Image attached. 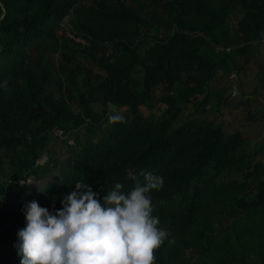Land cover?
Here are the masks:
<instances>
[{
    "label": "trees",
    "instance_id": "1",
    "mask_svg": "<svg viewBox=\"0 0 264 264\" xmlns=\"http://www.w3.org/2000/svg\"><path fill=\"white\" fill-rule=\"evenodd\" d=\"M65 14L85 42L61 30ZM263 37L264 0H0V264H20L31 201L54 212L84 180L102 202L141 171L164 179L150 194L170 233L156 264H264V161L249 160L242 130L214 112L173 126L188 103L204 108L218 67L248 61ZM83 58L99 71L84 72ZM155 99L163 113L143 114ZM112 112L124 122L109 125ZM57 128L74 130L61 175L30 190L54 167L35 161ZM228 169L241 176L224 179Z\"/></svg>",
    "mask_w": 264,
    "mask_h": 264
},
{
    "label": "clouds",
    "instance_id": "2",
    "mask_svg": "<svg viewBox=\"0 0 264 264\" xmlns=\"http://www.w3.org/2000/svg\"><path fill=\"white\" fill-rule=\"evenodd\" d=\"M123 122L119 112L108 116L109 125ZM140 176L142 181L130 177L135 185L127 193L115 183L102 202L83 180L64 196L59 210L28 203L15 245L20 264H155V252L170 233L158 227L150 194L162 189L164 179L145 171Z\"/></svg>",
    "mask_w": 264,
    "mask_h": 264
},
{
    "label": "rangeland",
    "instance_id": "3",
    "mask_svg": "<svg viewBox=\"0 0 264 264\" xmlns=\"http://www.w3.org/2000/svg\"><path fill=\"white\" fill-rule=\"evenodd\" d=\"M167 30L156 28L154 33L164 34ZM150 39H147V42ZM248 61L244 56L237 54L234 60L228 61L224 66L215 70L213 77L206 86L209 94L207 105L202 108L195 103H188L179 115L174 119L173 126L180 124L192 114L208 116L213 112L218 116L225 129L239 128L242 130L245 140L243 150L247 152L249 160L260 159L264 161V38L255 41L248 52ZM84 72L94 75L99 71L92 62L86 58L81 59ZM236 72L238 75V89L236 95L232 93V80L230 75ZM240 81V82H239ZM93 107L100 110L103 106L97 102ZM166 105L159 99L153 100L151 104H141L140 111L150 117H158ZM74 111L78 110L76 104H72ZM107 110L125 111V106H116L108 103ZM254 116V118H251ZM74 130L69 129L66 133L57 134L53 132L46 147L41 152H46L47 157L54 159V167L47 175L27 184L30 190H37L45 186L51 176L60 177V163L68 154V142L72 140ZM240 172L235 169L225 170L224 179L239 178ZM156 264V263H155Z\"/></svg>",
    "mask_w": 264,
    "mask_h": 264
},
{
    "label": "built area",
    "instance_id": "4",
    "mask_svg": "<svg viewBox=\"0 0 264 264\" xmlns=\"http://www.w3.org/2000/svg\"><path fill=\"white\" fill-rule=\"evenodd\" d=\"M70 16L69 14H65L60 22V25H61V30L64 32L65 35H67L68 37H71L73 38L74 40L76 41H80V42H85V40L83 38H81L80 36H77L75 34V29H74V26L72 25V23L70 22L69 20ZM264 38V37H263ZM218 49H222L221 48H218ZM224 49L226 50H229L230 47L229 46H226L224 47ZM230 78L232 80V93L236 95L237 93V87H238V75L236 72H232L231 75H230ZM55 132L57 134H63V129L61 128H57L55 130ZM47 159V154L46 152H42L37 158H36V163L40 164V163H43L45 160Z\"/></svg>",
    "mask_w": 264,
    "mask_h": 264
}]
</instances>
